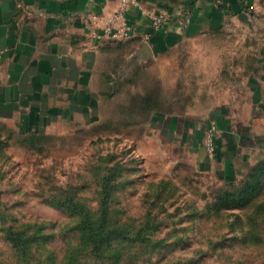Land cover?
I'll list each match as a JSON object with an SVG mask.
<instances>
[{"label":"rangeland","instance_id":"obj_1","mask_svg":"<svg viewBox=\"0 0 264 264\" xmlns=\"http://www.w3.org/2000/svg\"><path fill=\"white\" fill-rule=\"evenodd\" d=\"M251 11L250 26L185 39L145 63L122 56L112 69L118 80L106 82L86 120L45 128L0 106V264H20L2 233L8 227L40 239L36 264H112L116 250L121 264H264V188L233 206L220 200L251 166L224 178L171 160L146 139L157 118L195 122L204 134L213 111L246 107L247 80L264 58V0ZM201 146L212 159L216 146L210 156ZM102 210L119 230L93 256L77 227L99 223Z\"/></svg>","mask_w":264,"mask_h":264},{"label":"crops","instance_id":"obj_2","mask_svg":"<svg viewBox=\"0 0 264 264\" xmlns=\"http://www.w3.org/2000/svg\"><path fill=\"white\" fill-rule=\"evenodd\" d=\"M120 1L0 0L1 110L9 118L29 115L45 128L86 120L92 105L98 107L106 82L118 80L112 69L122 56L145 63L185 39L228 25L250 26L251 8L258 0H133L124 14L134 29L130 41L90 40L86 22L93 19L102 28ZM151 13L164 15L166 23L146 40ZM241 14L248 16V22L239 19ZM144 45L149 56L138 57ZM247 89L249 102L240 112L213 111L216 115L209 125L216 124V150L212 159L201 146L203 128L180 117L147 122L146 139H152L171 160L219 176L221 171L224 178L231 172L236 177L264 157V58L258 76L248 78Z\"/></svg>","mask_w":264,"mask_h":264},{"label":"trees","instance_id":"obj_3","mask_svg":"<svg viewBox=\"0 0 264 264\" xmlns=\"http://www.w3.org/2000/svg\"><path fill=\"white\" fill-rule=\"evenodd\" d=\"M102 179V194L104 201H106L111 195V193H109L107 181L109 178L108 176H104ZM263 188L264 157L251 166L238 183L232 184L226 188L223 192L224 194L222 193L220 195V200H227L230 202V206H233L238 202H247ZM107 214L105 210H102L99 223H92L88 219H84L80 221L77 227L80 245L90 255L97 256L101 251H108L113 244V234L115 230H119L116 225L108 224ZM12 230H16L17 232L11 233ZM2 233L5 241H8L12 247L11 249L15 253V258L19 260L17 261L20 262V264L40 263L34 258L35 253L33 252L40 243V239L34 240L31 235H26L11 227L3 229ZM111 260L112 264H121L122 257L118 250L114 251Z\"/></svg>","mask_w":264,"mask_h":264},{"label":"built area","instance_id":"obj_4","mask_svg":"<svg viewBox=\"0 0 264 264\" xmlns=\"http://www.w3.org/2000/svg\"><path fill=\"white\" fill-rule=\"evenodd\" d=\"M133 0H121L117 10L108 19L102 28H98L94 20L87 21L85 28L89 38L99 44H112L128 40L134 36L133 27L126 21L124 14L128 4ZM149 29L144 33L146 40H149L152 34L162 30L166 23V18L162 14H149ZM216 126L210 124L202 137V145L208 155H212L215 150L214 135Z\"/></svg>","mask_w":264,"mask_h":264},{"label":"water","instance_id":"obj_5","mask_svg":"<svg viewBox=\"0 0 264 264\" xmlns=\"http://www.w3.org/2000/svg\"><path fill=\"white\" fill-rule=\"evenodd\" d=\"M240 20L248 22V16L246 14H241L239 17ZM142 54H146V56H149V51H148V47L146 45H144L142 47V49H140L139 53H138V57H141Z\"/></svg>","mask_w":264,"mask_h":264}]
</instances>
